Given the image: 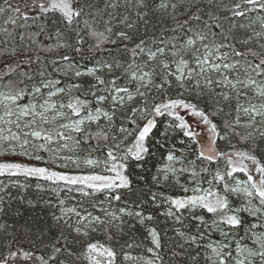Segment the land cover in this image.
<instances>
[{
  "label": "snow or ice",
  "instance_id": "obj_1",
  "mask_svg": "<svg viewBox=\"0 0 264 264\" xmlns=\"http://www.w3.org/2000/svg\"><path fill=\"white\" fill-rule=\"evenodd\" d=\"M199 4L200 0H160L156 10L170 16L174 26L162 27L159 35L150 40L140 37L136 42L129 31L113 32L110 21L104 22L103 31L98 30L96 17L87 12L92 7L88 0H3L0 15L7 16L5 25L15 26L19 19L27 22L28 9L35 12L33 22L52 14L67 28L81 22L84 27L76 31L75 45L64 42L58 32L56 43L43 48L49 53L67 49L51 61L61 76L73 81L67 86H61L60 79L45 77L43 70L41 79L30 88L25 81L33 77L26 71L20 72L24 79L13 81L11 76L20 64L5 65L0 71V155L18 154L65 169L70 163L79 174L5 162L0 163V175L42 179L56 186L58 198L65 190L85 198L103 194L109 207L92 204L102 215H94L81 202L82 210L61 207L62 214L54 216L57 225L63 221L76 237H89L102 227L108 239L113 238L112 228L122 231L125 224L139 225L150 238L152 246L147 251L155 257L143 264H156L160 261L157 250L163 245L158 230L147 223L155 216L145 214L139 202L116 209L111 205L123 199L124 190L132 189L130 167L144 169L152 149L165 147L161 138L166 141L180 135L187 138L181 143L188 146L195 160L170 150L164 157L166 162L151 176L157 187L171 183L181 193L151 192L152 206L164 207L159 215L182 226L186 220L192 221L191 227L196 229L175 230L182 242H177L179 251L172 255H191L192 264H264V155L257 154L264 152L257 142V136L264 139V0H235L231 7L224 5L231 14L225 17L230 25L227 29L211 11L203 19ZM134 6L144 9L146 0H134ZM250 13L260 15L247 26L237 23ZM146 16L142 13L140 19ZM128 19L123 17L120 23L133 29ZM257 21L259 31L241 34ZM2 30L8 33L7 27ZM43 31L41 28L34 36ZM85 31L95 41L87 50L91 53L87 59L95 63L81 70L86 59ZM20 39L24 40L23 34ZM32 43H37L34 37ZM108 44L122 46L116 49L122 54L120 58L105 48ZM72 53L79 55L80 61ZM98 53H107L111 59L97 58ZM16 54V47L0 50V55ZM38 62L39 57L29 56L23 63L30 66ZM185 113L208 129V142L197 149L191 148L195 140ZM222 115L228 118L221 125L217 119ZM229 136L248 147L237 150L232 145L233 151H220L217 139ZM41 152L48 153L50 160H44ZM63 152L71 155H60ZM60 160L69 163H57ZM221 160L224 167L213 170L211 165ZM198 161L202 163L198 165ZM238 174L244 178H237ZM137 178L147 180L143 175ZM59 204L63 206L65 200L59 199ZM69 214L75 216L74 224L69 223ZM213 233H219L221 239H212ZM61 239L67 244L69 237L61 231L52 245L49 260L55 264H65L57 256L62 251L57 246ZM72 243L79 241L73 238ZM9 255L16 258L18 252ZM31 255L24 252L22 258ZM81 255L88 264H116L115 250L98 241L86 243ZM8 259L4 257L0 264H7ZM36 259L48 264L42 257Z\"/></svg>",
  "mask_w": 264,
  "mask_h": 264
},
{
  "label": "trees",
  "instance_id": "obj_2",
  "mask_svg": "<svg viewBox=\"0 0 264 264\" xmlns=\"http://www.w3.org/2000/svg\"><path fill=\"white\" fill-rule=\"evenodd\" d=\"M16 2V0H13ZM83 2V0H81ZM92 5L87 12H91L96 17V27L98 30L103 31L105 21H110L113 27V32L119 30L129 31L136 42L139 41L140 37L150 40L154 35H159L162 27L170 28L173 25V21L170 16H167L163 10L157 11L155 5H157L160 0H146L147 7L144 9H137L134 6V0H88ZM235 0H200L198 5L201 8V12L205 15L202 16L203 19H207L206 13L211 11L217 15L221 22L224 23L225 29L230 25L225 19L226 16L231 14L224 9V5L231 7ZM0 4H3V0H0ZM112 4H116V7H112ZM219 5V7H217ZM170 11V10H169ZM25 12L29 16L27 22L19 19L15 26L5 25L4 20L7 19L6 15H0V50L5 48L10 49L11 47L17 48L16 55H0V71L5 70V65L20 64L16 73L11 76L13 81H19L24 79L20 76L21 71H26L33 77L31 81H25L27 86L30 88L33 83L38 82L41 79L40 71L43 70L45 77L56 78L62 81L61 86H67L70 82L68 77L61 76L56 70V66L51 63V61L56 60L60 55H62L67 49H61L59 52H45L43 48L48 45H53L56 43L57 33H61V39L69 44H76V31L78 29H83L84 25L81 22L79 25H73L71 28L65 27L61 22L59 17L49 14L48 17L37 20L33 22L31 19L35 12L25 9ZM86 12V14H87ZM147 13L144 19H140L142 13ZM11 15L12 13H8ZM179 15V13H177ZM258 13H250L248 17L241 18L237 23H243L246 26L249 25L253 20H256ZM123 17H128V22L134 25L133 29H126L120 20ZM91 19V17H88ZM183 19L184 17H180ZM7 27L8 33H5L2 29ZM43 28L44 31L39 36H34V34ZM253 29L259 31V23L253 24L252 28H247L242 30L241 34H254ZM24 35V40L21 41L20 35ZM84 41L83 48L85 50L86 59L81 62V70H84V66L91 67L95 61H89L88 56L91 55L87 50L95 41L89 38L86 31L82 33ZM169 36L171 33L168 34ZM37 41V43H32V38ZM7 41V44H5ZM122 47L121 45H105V48L112 50L113 57L120 58L121 53H118L116 49ZM76 61H80V56L72 53ZM31 56L33 59L39 57V62L32 65H27L23 63ZM97 58L100 59H111L107 56V53L97 54ZM24 85H21L23 87ZM2 89V86H0ZM59 99V98H58ZM67 98L65 97V100ZM207 106V105H203ZM229 109L226 107L225 112L227 113ZM185 121L190 126V131L193 133L195 143L191 145L192 149L199 148L201 143L208 142V129L203 124L202 121L197 120L195 117L184 114ZM228 116L222 115L217 119V123L222 125L223 119H227ZM194 119L198 121L195 125ZM158 137L159 134L157 133ZM184 138L180 135H172L166 141L161 138L162 143L165 147L152 149L153 155L149 157L148 163L144 165V169H137L134 166L130 167L129 175L133 180L132 189L124 190V196L121 201H113L111 207L113 209L119 207H125L128 205L135 206V203L139 202L143 205V211L145 214L151 213L155 216V219L151 222H147L150 226L155 227L161 237L162 249L157 250L159 253L160 261L162 264H178V261H182L183 264H192L191 255H185L183 257H174L172 253L174 251H179L177 249V242H182L180 237L176 233V229L181 232H188L191 230L195 232L196 229L191 227L194 223L192 221L186 220L185 225L173 224L172 221L166 219V217L159 215L160 212L164 211V207L157 209L152 206L150 201L151 192H163L168 195H179L181 193L169 183L167 186L161 185L157 187L151 181V176L156 173L157 168H159L163 163L166 162L164 157H166L168 151L175 150V154L180 156L183 154L186 157H190L195 160V156L191 155L188 146L181 143ZM257 142L260 143L261 147L264 148V139L257 136ZM94 143V142H93ZM232 145L236 146L237 150L245 149L248 147L247 144H242L239 138L229 136L225 140L217 139V147L220 151L231 152L233 151ZM67 155L71 153L65 152ZM96 155V153H93ZM258 155H264V152H258ZM44 160H50L49 154L46 152L39 153ZM5 162H15L22 163L26 165H31L26 162L23 158L14 161L10 157L0 156V163ZM69 163V162H65ZM200 161L197 162L199 165ZM35 166V165H32ZM40 167H47L59 172H69L72 174H79L78 171H74L75 166L69 163V167L57 168L52 163H47ZM217 167L223 168L224 161L221 160L218 164H212L211 168L215 170ZM138 175H143L147 177V180L138 179ZM237 178H244L242 174H238ZM183 179V178H182ZM2 181L8 182H20L24 187L8 185L5 186L2 191H0V260L4 257H9L7 264H41V260L36 259L37 257H42L43 260H47L48 264H55L54 261L49 260V256L53 252L52 245L56 243L57 237L63 231L64 235L69 237V241L66 244L62 239L60 240L58 247L62 248L60 254H57L59 260H64L65 264L70 261L71 264H88V262L83 259L81 253L83 247L86 246L88 242H100L108 247H111L117 253L116 264H127L124 257L127 256H144L147 254V249L151 247L150 238L147 236L145 229L139 225L130 227L128 224L123 226L122 231H117L115 228L111 229L113 235L112 239H108L107 235L101 230L96 233H90L89 237H76V233L72 231L67 225L62 221L57 225L54 216L61 215V207L67 208L70 206L71 202L67 201L65 194L68 193L69 196L74 197L76 201L73 204H77L78 210H82L81 202H83V207L87 208L88 211L93 212L94 215H99L100 212L95 208H91L90 205L93 202L101 205L102 207H109L108 203L104 201L103 194H97L94 197H82L75 191L68 192L67 190L60 192L59 198L56 195V186L50 184L42 179H37L35 177H26L24 175H0V188H2ZM207 186V185H205ZM61 187H65L61 185ZM59 199H64L65 204L61 206L59 204ZM234 199V198H233ZM103 202V204H101ZM80 207V208H79ZM209 214L205 213V217L208 218ZM127 220L128 218L125 217ZM210 223V219H209ZM74 224V223H73ZM73 238H76L79 243H72ZM212 239L219 240L221 237L219 233H213ZM131 245V247H129ZM187 247V246H185ZM69 251L73 252V255L69 256ZM11 252H18L16 258H11ZM24 252H30L32 255L30 257L22 258ZM191 253L192 250L189 249ZM79 257V258H78Z\"/></svg>",
  "mask_w": 264,
  "mask_h": 264
},
{
  "label": "rangeland",
  "instance_id": "obj_3",
  "mask_svg": "<svg viewBox=\"0 0 264 264\" xmlns=\"http://www.w3.org/2000/svg\"><path fill=\"white\" fill-rule=\"evenodd\" d=\"M253 47H255L256 45H255V43H253V45H252ZM58 99V98H57ZM194 123H195V125L198 123V121L196 120V119H194ZM243 131V130H242ZM31 150V149H30ZM17 152H19V149H17ZM60 155H63V156H68L65 152H63V153H61ZM0 156H3V157H10V158H12L14 161H17V160H19V159H24L26 162H28V163H30L31 165H35V166H42V165H45V163H43L42 161H36V160H34V159H29L28 157H25V156H21V155H12V154H7V155H0ZM65 162H68V161H66V160H60V161H57V163H65ZM162 166V165H161ZM160 166V167H161ZM3 182V184H2V188H0V191H2V189L6 186H8V185H13V187L14 186H21V187H24V184L22 185L20 182H8V181H2ZM15 184H17V185H15ZM65 198H66V200L67 201H69V202H71V204H70V206H68V207H76L77 208V210H78V206H76L77 204H73L75 201H76V199L74 198V197H71V196H69V194L68 193H66L65 194ZM67 207V208H68ZM90 207L91 208H93L92 207V205H90ZM80 208V207H79ZM84 208H89L88 206L87 207H84ZM99 212V211H98ZM62 214V213H61ZM99 215H102V213L100 212V214ZM69 216H71V219H70V221H69V223H74L75 222V216H73V215H71V214H69ZM67 218V217H66ZM63 222V221H62ZM132 257V259H129V260H126L125 258V261L127 262V264H143V262L144 261H146V260H154L155 259V257H153V255H152V253H149V252H147V254L146 255H144V256H131ZM156 264H160V261H156Z\"/></svg>",
  "mask_w": 264,
  "mask_h": 264
}]
</instances>
